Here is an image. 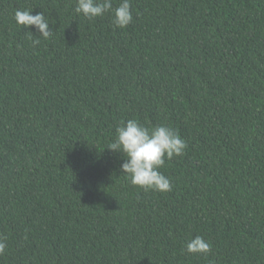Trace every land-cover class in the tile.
<instances>
[{
    "label": "trees",
    "instance_id": "trees-1",
    "mask_svg": "<svg viewBox=\"0 0 264 264\" xmlns=\"http://www.w3.org/2000/svg\"><path fill=\"white\" fill-rule=\"evenodd\" d=\"M130 3L117 28L75 0H0V264H264V0ZM128 119L186 141L159 169L171 191L120 171ZM196 235L209 253L182 251Z\"/></svg>",
    "mask_w": 264,
    "mask_h": 264
},
{
    "label": "clouds",
    "instance_id": "clouds-1",
    "mask_svg": "<svg viewBox=\"0 0 264 264\" xmlns=\"http://www.w3.org/2000/svg\"><path fill=\"white\" fill-rule=\"evenodd\" d=\"M74 11L89 20L110 13L112 23L117 28H125L133 20L130 0H119L116 7H113V0H75ZM14 20L24 27L34 26L44 39L52 35L43 12L33 15L29 10L17 9ZM39 43V39L33 41V45ZM107 148L122 154L120 171L132 185L145 191L163 193L171 191L172 184L159 169L165 165L166 159L182 156L187 143L167 125L145 126L137 119H128L116 127L114 139ZM5 239L0 236V255L7 247ZM182 251L207 254L211 251V245L202 236L196 235L185 242Z\"/></svg>",
    "mask_w": 264,
    "mask_h": 264
}]
</instances>
